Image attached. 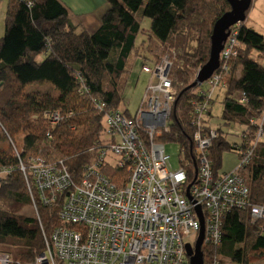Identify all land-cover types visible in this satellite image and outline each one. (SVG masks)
Here are the masks:
<instances>
[{
    "label": "trees",
    "instance_id": "16d2710c",
    "mask_svg": "<svg viewBox=\"0 0 264 264\" xmlns=\"http://www.w3.org/2000/svg\"><path fill=\"white\" fill-rule=\"evenodd\" d=\"M105 1L100 25L89 33L73 21L61 0H8L0 38V135L11 144L0 143V254L8 264H33L44 251L43 234L47 238L61 223L62 199L44 205L15 153L23 163L32 157L53 166L62 164L78 182L93 159V149L105 140L103 110L134 115L124 108L123 94L138 59L143 61L140 73L151 81L143 67L152 68L170 56L169 78L176 96L169 132L158 140L178 146L185 186L195 182L198 161L192 149L196 130L192 122L205 101L201 93L208 90L190 85L209 58L213 24L230 10L229 4L226 0ZM140 11V17L150 21V34L144 33L135 16ZM233 30L235 54L220 61L217 74L223 83L220 119L224 126L241 129L239 140L228 141L221 128L206 125L215 92L201 127L205 137L215 133L207 151L214 177L227 173L221 171L225 151L238 158L250 151L238 174L248 187L251 204L264 207V34L248 27L247 15ZM28 86L34 87L28 90ZM54 111L60 114L56 125L45 115ZM116 172L111 171L110 177L121 181L128 177L126 171ZM25 208L30 215L22 213ZM220 229L217 244L204 242L201 247L203 264H264V220H254L248 207L226 213Z\"/></svg>",
    "mask_w": 264,
    "mask_h": 264
},
{
    "label": "built area",
    "instance_id": "2783aa9c",
    "mask_svg": "<svg viewBox=\"0 0 264 264\" xmlns=\"http://www.w3.org/2000/svg\"><path fill=\"white\" fill-rule=\"evenodd\" d=\"M235 35V30L229 32L220 61L235 54ZM169 57H162L152 68L143 67L157 84L148 83L133 117L103 110L105 140L93 149V159L78 182L62 164L53 166L32 157L23 163L15 153L24 177L34 182L44 205L62 199L60 226L47 238L43 234L45 248L33 264H186L185 245L192 244L191 237L195 242L200 230L196 207L201 209L204 242L213 244L219 242L222 219L231 210L248 207L254 220H264V207L251 204L248 187L238 174L250 151L242 155L236 169L217 177L207 157L215 133L205 137L201 119L215 90L223 87L217 74L220 65L203 83L209 89L201 93L205 101L192 122L196 127L192 149L198 161L195 182L185 186L186 171L181 166L172 171L165 144L158 140L169 132L176 96ZM45 115L53 125L60 121L58 111ZM114 170L126 171L128 177L113 179ZM8 263L0 254V264Z\"/></svg>",
    "mask_w": 264,
    "mask_h": 264
},
{
    "label": "rangeland",
    "instance_id": "374dc122",
    "mask_svg": "<svg viewBox=\"0 0 264 264\" xmlns=\"http://www.w3.org/2000/svg\"><path fill=\"white\" fill-rule=\"evenodd\" d=\"M8 0H0V38L3 35L4 31V25H5V13L7 8ZM247 24L248 26L253 27L255 31H257L259 34H264V0H252L251 7L249 8L247 12ZM137 19L139 20V24L141 29L144 31V33L150 34L151 33V25L150 21L146 17H140L141 11L138 14H135ZM140 35L138 37V40H140ZM142 60L138 59L132 68L129 81L127 84V87L125 88L124 94H123V105L124 108L128 110L130 114H134L136 107L138 106L139 101L141 100L143 93L145 91V87H147L150 77L148 75H144L140 73V66L142 65ZM264 64V61L262 62ZM136 76H138V85L134 87V82L136 79ZM131 84V85H130ZM157 81L156 79H151L150 86L156 85ZM204 88L207 87L206 84H202ZM34 87V86H33ZM32 86H28L26 89L33 88ZM41 91L46 90V86L43 88H39ZM209 89V87L207 88ZM223 99V92L221 93L217 89L215 90V95L212 97V117L207 121L206 125L216 128H221V130L226 133L227 140L228 141H236L239 140L240 135V128L236 125H230V126H224L220 119L221 114V101ZM206 116H204L205 119ZM12 140V139H11ZM13 142V140L11 141ZM0 143L2 144H10L8 140L3 137V135H0ZM12 144L15 145L13 142ZM11 145V144H10ZM16 146V145H15ZM165 152L167 156L169 157V162L172 168V171H177L180 167V155H179V148L176 144H166L165 145ZM240 162V158L237 157L234 153L225 151L222 154L221 158V171L225 172H231L234 169H236L237 165ZM23 214L30 215L31 211L29 208H25L22 210ZM190 243L193 244L194 239L191 237L188 240Z\"/></svg>",
    "mask_w": 264,
    "mask_h": 264
},
{
    "label": "water",
    "instance_id": "95a60500",
    "mask_svg": "<svg viewBox=\"0 0 264 264\" xmlns=\"http://www.w3.org/2000/svg\"><path fill=\"white\" fill-rule=\"evenodd\" d=\"M230 10L222 14L213 24L210 35V51L207 62L200 67L195 75V78L190 87L201 86L208 80L212 74L219 68L220 53L223 50V44L229 36L230 29L243 23L246 19V12L249 10L252 0H226ZM187 198L188 196L187 189ZM196 213L200 221V230L196 241L193 244L185 245V255L188 259V264H203V254L201 247L204 242V224L201 215V209L196 207Z\"/></svg>",
    "mask_w": 264,
    "mask_h": 264
},
{
    "label": "crops",
    "instance_id": "0c3cea01",
    "mask_svg": "<svg viewBox=\"0 0 264 264\" xmlns=\"http://www.w3.org/2000/svg\"><path fill=\"white\" fill-rule=\"evenodd\" d=\"M61 2L68 8L73 21L80 23L89 33L100 25V18L107 8L105 0H61ZM138 80L136 77L134 87L138 85ZM218 91L223 92V90ZM137 108L138 106L135 111Z\"/></svg>",
    "mask_w": 264,
    "mask_h": 264
}]
</instances>
